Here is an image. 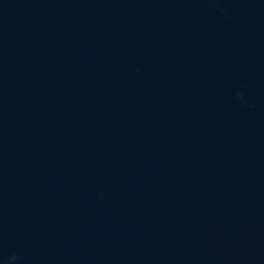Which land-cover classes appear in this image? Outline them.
Wrapping results in <instances>:
<instances>
[{
  "label": "water",
  "instance_id": "obj_1",
  "mask_svg": "<svg viewBox=\"0 0 264 264\" xmlns=\"http://www.w3.org/2000/svg\"><path fill=\"white\" fill-rule=\"evenodd\" d=\"M0 264H264V0H0Z\"/></svg>",
  "mask_w": 264,
  "mask_h": 264
}]
</instances>
